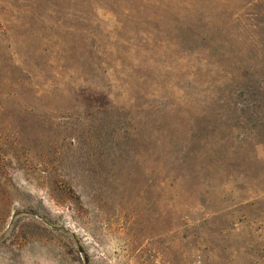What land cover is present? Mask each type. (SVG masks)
Segmentation results:
<instances>
[{
    "label": "rangeland",
    "instance_id": "obj_1",
    "mask_svg": "<svg viewBox=\"0 0 264 264\" xmlns=\"http://www.w3.org/2000/svg\"><path fill=\"white\" fill-rule=\"evenodd\" d=\"M0 264H264V0H0Z\"/></svg>",
    "mask_w": 264,
    "mask_h": 264
}]
</instances>
